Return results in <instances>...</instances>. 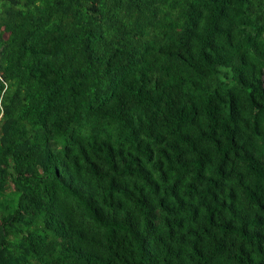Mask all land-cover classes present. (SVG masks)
I'll return each mask as SVG.
<instances>
[{"label":"trees","instance_id":"trees-1","mask_svg":"<svg viewBox=\"0 0 264 264\" xmlns=\"http://www.w3.org/2000/svg\"><path fill=\"white\" fill-rule=\"evenodd\" d=\"M0 264H264V0H0Z\"/></svg>","mask_w":264,"mask_h":264}]
</instances>
